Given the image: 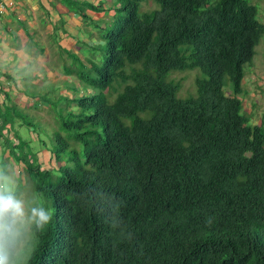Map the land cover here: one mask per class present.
<instances>
[{
  "label": "trees",
  "instance_id": "obj_1",
  "mask_svg": "<svg viewBox=\"0 0 264 264\" xmlns=\"http://www.w3.org/2000/svg\"><path fill=\"white\" fill-rule=\"evenodd\" d=\"M118 1L101 67L79 76L97 92L71 101L87 114L55 135L57 176L33 171L52 220L23 264H264V128L238 97L264 36L256 8ZM193 69L181 98L169 75Z\"/></svg>",
  "mask_w": 264,
  "mask_h": 264
},
{
  "label": "crops",
  "instance_id": "obj_2",
  "mask_svg": "<svg viewBox=\"0 0 264 264\" xmlns=\"http://www.w3.org/2000/svg\"><path fill=\"white\" fill-rule=\"evenodd\" d=\"M77 3L85 7L82 14L76 9ZM93 3L94 0H0V171L8 176L9 165L21 167L15 159L33 156L38 164L50 160V154L40 149L42 142L30 120H46V94L64 93L61 82L69 80V75L62 74L60 65H55L59 64L58 54L61 50L73 51L83 39L78 34L82 26L79 17H103L100 12L87 10ZM23 117L28 121H22ZM9 148H21L26 153H10Z\"/></svg>",
  "mask_w": 264,
  "mask_h": 264
},
{
  "label": "rangeland",
  "instance_id": "obj_3",
  "mask_svg": "<svg viewBox=\"0 0 264 264\" xmlns=\"http://www.w3.org/2000/svg\"><path fill=\"white\" fill-rule=\"evenodd\" d=\"M246 1L256 8L257 18L260 23L264 25V0ZM93 5H88L91 9L88 8L87 10L100 12V15L103 14V17L100 16L98 19L96 17L91 18L89 14L86 17H79L82 26L78 34L81 33L83 39L81 41L78 39L79 42L76 43L73 51L65 52L61 50L58 54L59 64L56 62L55 65H60L62 74L66 76L69 75V80H63L61 82V89L64 93L61 96L58 95L57 91H51L49 92L50 94H46V109L44 112L46 120L45 118L44 122L41 118L39 121L30 120L34 132L38 134L42 142L40 149L45 151L47 155L51 153V156L49 155L51 158H53L52 149L55 146V135L58 134L61 138L67 139L72 133L71 131L61 128L63 120L68 116L74 118L87 114L75 106L71 101L86 95V93L89 94L91 91L94 92L95 90L97 92V90L85 84L86 82L81 80L79 76L87 73L89 76L94 77V72L101 67L104 60L105 48V40L102 38V35L114 26L115 20L122 14V12L118 11V7L120 6V1L118 0H94ZM154 8L156 7L151 1H146V3H140L138 11L147 12ZM76 9L79 10V14H82V10H84L85 7H83L82 3H77ZM107 12H109V15H106ZM72 40L74 41L73 37ZM197 72L199 71L196 69L183 72L174 71L169 75L171 80L179 82L180 84L179 97L182 98L186 95L193 94V81L197 76ZM243 72L244 76L241 81V93L238 95L241 100V112L248 118L250 124H262L264 128V36L254 48V55L250 63L243 66ZM48 89H46V91H48ZM223 92L225 95L231 94L228 83L223 89ZM22 121L27 122V117H23ZM73 143L70 141L68 142L69 148L76 147L79 149V144ZM20 149L21 148L11 151L9 148V152H14V154L20 152V155L26 153V151ZM15 160L14 162H16V164L20 163L21 167L14 169L12 165H9V177H11L14 182L17 194L25 199L29 206H40L43 204L50 208L52 213L50 201L36 194L35 185L38 179L33 171L36 167L40 175L46 171L50 172V178H55L57 176V167L53 165L54 163L51 159L45 164H38L39 160L37 157L33 156ZM4 169H6V167H4ZM42 180L46 181L47 179L44 180L42 178ZM26 257L27 255L22 258L21 264L24 263Z\"/></svg>",
  "mask_w": 264,
  "mask_h": 264
},
{
  "label": "clouds",
  "instance_id": "obj_4",
  "mask_svg": "<svg viewBox=\"0 0 264 264\" xmlns=\"http://www.w3.org/2000/svg\"><path fill=\"white\" fill-rule=\"evenodd\" d=\"M52 220L51 209L41 204L29 206L0 171V264H21L31 250L34 234Z\"/></svg>",
  "mask_w": 264,
  "mask_h": 264
},
{
  "label": "built area",
  "instance_id": "obj_5",
  "mask_svg": "<svg viewBox=\"0 0 264 264\" xmlns=\"http://www.w3.org/2000/svg\"><path fill=\"white\" fill-rule=\"evenodd\" d=\"M1 8H2V7H1V5H0V10H1Z\"/></svg>",
  "mask_w": 264,
  "mask_h": 264
}]
</instances>
